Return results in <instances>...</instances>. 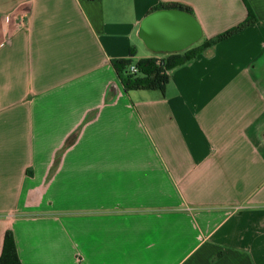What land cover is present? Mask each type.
I'll return each instance as SVG.
<instances>
[{
    "label": "crops",
    "instance_id": "obj_1",
    "mask_svg": "<svg viewBox=\"0 0 264 264\" xmlns=\"http://www.w3.org/2000/svg\"><path fill=\"white\" fill-rule=\"evenodd\" d=\"M172 2L193 45L257 19L124 90L111 60L163 57L138 28ZM6 230L21 264H264V0H0Z\"/></svg>",
    "mask_w": 264,
    "mask_h": 264
},
{
    "label": "trees",
    "instance_id": "obj_2",
    "mask_svg": "<svg viewBox=\"0 0 264 264\" xmlns=\"http://www.w3.org/2000/svg\"><path fill=\"white\" fill-rule=\"evenodd\" d=\"M158 8H176L192 14V10L188 5L179 2L159 3L153 6L149 12ZM256 19L254 11L248 5L247 15L243 21L199 45H192L180 52L166 53L160 60H157L155 57H142L137 61H134L130 57L115 58L111 60V64L115 69L117 77L124 90L163 91L169 81V73L173 68L192 60L207 47L255 24ZM130 53L131 56L135 54L134 48L131 47ZM132 63H135L137 68L136 71L130 70L129 67ZM0 264H21L17 255L15 241L11 230H6L4 234L3 246L0 254Z\"/></svg>",
    "mask_w": 264,
    "mask_h": 264
},
{
    "label": "water",
    "instance_id": "obj_3",
    "mask_svg": "<svg viewBox=\"0 0 264 264\" xmlns=\"http://www.w3.org/2000/svg\"><path fill=\"white\" fill-rule=\"evenodd\" d=\"M138 36L155 53L180 52L202 36V29L189 12L176 8H158L140 21Z\"/></svg>",
    "mask_w": 264,
    "mask_h": 264
},
{
    "label": "built area",
    "instance_id": "obj_4",
    "mask_svg": "<svg viewBox=\"0 0 264 264\" xmlns=\"http://www.w3.org/2000/svg\"><path fill=\"white\" fill-rule=\"evenodd\" d=\"M6 19H7V16H4L3 17V21H6ZM161 58L162 57L157 58V60H160ZM129 68H130V70H133V71H136L137 70L135 63H132Z\"/></svg>",
    "mask_w": 264,
    "mask_h": 264
},
{
    "label": "rangeland",
    "instance_id": "obj_5",
    "mask_svg": "<svg viewBox=\"0 0 264 264\" xmlns=\"http://www.w3.org/2000/svg\"><path fill=\"white\" fill-rule=\"evenodd\" d=\"M142 49H143V51H141L140 54H145V53H149L150 54V53H152L146 48V46H142ZM158 54H164V53H158Z\"/></svg>",
    "mask_w": 264,
    "mask_h": 264
}]
</instances>
